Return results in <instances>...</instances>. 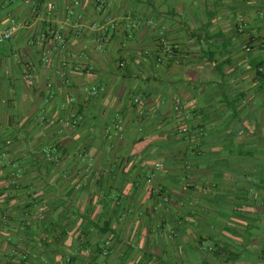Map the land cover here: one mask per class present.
<instances>
[{
    "label": "crops",
    "instance_id": "1",
    "mask_svg": "<svg viewBox=\"0 0 264 264\" xmlns=\"http://www.w3.org/2000/svg\"><path fill=\"white\" fill-rule=\"evenodd\" d=\"M263 16L264 0H0V264H264ZM41 123L54 179L26 161L9 180Z\"/></svg>",
    "mask_w": 264,
    "mask_h": 264
},
{
    "label": "trees",
    "instance_id": "2",
    "mask_svg": "<svg viewBox=\"0 0 264 264\" xmlns=\"http://www.w3.org/2000/svg\"><path fill=\"white\" fill-rule=\"evenodd\" d=\"M259 69H263V68H258L257 71H259ZM63 126V125H61ZM57 127L58 126H52V125H48V126H44L42 123L41 124H35V125H31L29 126V128H25V134H24V138L26 139L27 137L29 138H34V136L37 135V133H40L41 135L45 136V142L42 143V141H40V144L38 145L37 148H40L42 150V152L40 154H33L28 156L27 158L25 157H18V158H10L8 157L7 159H10V164H12L11 166H13V172L8 173V179L9 180H13V181H17L18 178L20 176H22L24 174V170L21 168L22 163L23 162H28L30 164H32L34 167L38 168L37 166L41 165V166H45L44 170H45V174H41L38 173L40 177H44L46 175L50 176V179L53 180L54 179V175L55 173L53 172L52 168L55 165L56 159H54V156L56 155L54 151L57 150L58 145L54 144L53 141V137L55 136V134L57 133ZM66 130L69 129H74L77 127V125L75 124H71V125H65L63 126ZM19 128L20 126H14L15 129V133L16 135H19ZM16 141V140H15ZM36 146V143H34V147ZM16 148V146H14ZM35 148V149H37ZM58 159V158H57ZM61 177H64V174L61 175ZM161 195V194H160ZM164 197V196H162ZM167 197V196H165ZM162 201V199H161ZM168 201V198H167ZM166 201V202H167ZM163 202V201H162ZM165 203V202H164ZM34 204L31 203L30 207H32ZM109 241V240H106ZM105 241V242H106ZM104 242V243H105ZM110 242V241H109ZM109 248V247H108ZM107 248V249H108ZM103 249V248H102ZM105 251V249H103Z\"/></svg>",
    "mask_w": 264,
    "mask_h": 264
},
{
    "label": "built area",
    "instance_id": "3",
    "mask_svg": "<svg viewBox=\"0 0 264 264\" xmlns=\"http://www.w3.org/2000/svg\"><path fill=\"white\" fill-rule=\"evenodd\" d=\"M263 17H264V16H263ZM9 38H10V34H9V33H0V44H1L2 42H4V41L8 40ZM58 38H59V37H58ZM160 44H161V46L163 47V50H164L166 53H168L169 55H174V54H175L174 50H173L170 46H168L167 43H166L165 41L161 40ZM244 49H245L246 51H249V50H250V46H249V45H246V46L244 47ZM120 66H122V64H120ZM259 71L262 72L263 69H259ZM137 102H138V100H137ZM162 201H163V202H166V201H167V197H165V196L162 197ZM103 247H104L105 250H107V248L110 247V242H109V241H106V242L104 243Z\"/></svg>",
    "mask_w": 264,
    "mask_h": 264
}]
</instances>
